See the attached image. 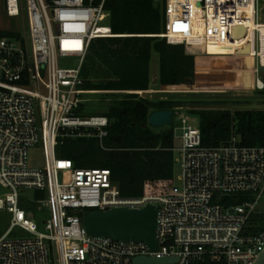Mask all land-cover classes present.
Listing matches in <instances>:
<instances>
[{
    "label": "built area",
    "instance_id": "2783aa9c",
    "mask_svg": "<svg viewBox=\"0 0 264 264\" xmlns=\"http://www.w3.org/2000/svg\"><path fill=\"white\" fill-rule=\"evenodd\" d=\"M19 1L6 0L8 17L19 14ZM24 1L29 45L0 37V187L6 190L0 210L10 214L8 228L0 230V264H134L137 256L175 258L171 264H252L264 249V146L239 145L235 136L216 147L202 146L198 125L174 112L180 186L171 183L161 194L121 195L109 170L78 168L56 153L58 138L101 143L107 135L106 116L78 113L82 95L93 92L83 89L80 75L90 43L115 36L102 24L109 21L105 0ZM162 1L163 31L156 36L185 48L198 45L204 56H249L253 89L264 90L259 0ZM237 27L245 28L240 38L233 37ZM209 47L231 51L213 55ZM58 57L76 58L77 64L59 67ZM118 92L148 99L149 91ZM38 143L44 165L28 167L27 150ZM25 191L43 196L29 198ZM22 198L34 202V210L22 208ZM148 203L158 207L155 251L144 242L88 236L81 225L88 210ZM42 212L48 217L37 220ZM16 227L29 236L12 237Z\"/></svg>",
    "mask_w": 264,
    "mask_h": 264
},
{
    "label": "trees",
    "instance_id": "16d2710c",
    "mask_svg": "<svg viewBox=\"0 0 264 264\" xmlns=\"http://www.w3.org/2000/svg\"><path fill=\"white\" fill-rule=\"evenodd\" d=\"M99 2L95 0V3ZM103 7L109 13V25L115 36L96 38L90 43L80 70L83 89L148 90V66L154 51L159 55V80L164 87L192 85L197 70L195 88H254L251 57L197 58L187 54L183 45L167 44L164 39L154 36L163 31L162 0H105ZM2 36L19 39L23 44L18 33L1 32ZM262 36L264 38V33ZM225 50L231 51V48ZM220 75L222 80L210 78ZM208 77L210 80L205 79ZM259 92L264 94V90ZM135 97L127 94L124 99L108 103L101 114L109 121L107 135L101 143L96 138H58L56 153L71 160L78 168L109 170L121 195L161 194L172 183L173 132L171 129L154 132L147 123L149 114L156 110H171L174 114L178 106L229 102L196 97L157 101ZM188 112L198 117L202 146L216 147L228 143L232 136L239 145L264 146V110L189 108ZM42 196V192H33L35 199ZM20 206L28 210L36 207L25 198L21 199ZM203 264L215 263L206 260Z\"/></svg>",
    "mask_w": 264,
    "mask_h": 264
},
{
    "label": "rangeland",
    "instance_id": "374dc122",
    "mask_svg": "<svg viewBox=\"0 0 264 264\" xmlns=\"http://www.w3.org/2000/svg\"><path fill=\"white\" fill-rule=\"evenodd\" d=\"M157 1V0H156ZM260 4V12H259V22L262 23L261 31L264 33V0H259ZM19 6L22 8L19 14L15 17H8L5 13L3 0H0V33H18L21 35L23 43L29 45L28 33H27V21H26V13H25V1L20 0ZM104 25H108L109 21L102 22ZM156 36V35H154ZM159 37V36H158ZM160 39V37H159ZM21 41V40H20ZM185 52L187 54L193 55L197 58H203V50L200 46L195 45L190 48H185ZM57 65L59 67H74L77 64L76 58L71 57H58L56 59ZM149 88L147 93L144 95L152 101H157L160 99H169V98H183L188 99L192 97L211 100H225L230 102H241L239 104H264V94H261L259 91H255L254 89H246L241 86L227 87V88H195L196 85V76L197 70L195 73V79L192 85L181 84L176 87H164L160 84L159 80V55L157 52H153L151 59L149 61ZM197 69V68H196ZM262 75H264V70H261ZM211 80H222L223 76L218 77H210ZM210 78H205L210 80ZM93 91L92 93L82 95V98L85 99V103L81 107L78 112L81 116H94L100 115L106 109L108 103L114 100L124 99L125 95L118 91H104V90H89ZM117 91V92H116ZM135 95V94H134ZM134 99H138L137 96ZM247 102V103H244ZM212 105V104H208ZM177 108V109H176ZM195 109L192 106L175 107L174 112L177 114H184L189 119V122L197 126L198 125V117L196 115L190 114L188 109ZM179 127L178 119L173 116V125L164 126L162 128H153L154 132L163 133L171 129H177ZM180 131L174 130L173 135V174H172V184L175 186H180V177H181V167H180V158L177 150L181 147V140L179 139ZM45 157L43 153V147L40 143L30 147L27 150V165L28 167L38 168L44 165ZM6 191L2 187H0V194ZM25 195L29 198L33 196V191H25ZM239 197L236 202H239ZM264 207V197L261 199L260 203ZM48 217V213L42 212L36 215L37 220L39 218ZM10 214L4 210H0V230L3 232L9 226ZM40 230L43 231L42 226ZM12 237H28L29 235L19 229L18 227L12 230Z\"/></svg>",
    "mask_w": 264,
    "mask_h": 264
},
{
    "label": "water",
    "instance_id": "95a60500",
    "mask_svg": "<svg viewBox=\"0 0 264 264\" xmlns=\"http://www.w3.org/2000/svg\"><path fill=\"white\" fill-rule=\"evenodd\" d=\"M4 8L6 0H3ZM245 28L234 29V38L244 35ZM247 48L245 52L247 53ZM195 109L203 110H264V104H212L193 105ZM171 110H156L149 114L147 123L152 128H162L172 124ZM158 207L146 204L139 209L124 207L113 208L108 211L88 210L82 213L81 225L86 234L91 237H108L125 242H144L151 251L158 248L156 239ZM176 259L171 257H148L137 256L133 259L134 264H171ZM252 264H264V249L260 252Z\"/></svg>",
    "mask_w": 264,
    "mask_h": 264
},
{
    "label": "bare ground",
    "instance_id": "6f19581e",
    "mask_svg": "<svg viewBox=\"0 0 264 264\" xmlns=\"http://www.w3.org/2000/svg\"><path fill=\"white\" fill-rule=\"evenodd\" d=\"M263 23V22H261ZM261 29V28H260ZM262 32V31H261ZM209 52L213 55H226L229 54V51H226L225 49L222 48H215V47H209Z\"/></svg>",
    "mask_w": 264,
    "mask_h": 264
}]
</instances>
